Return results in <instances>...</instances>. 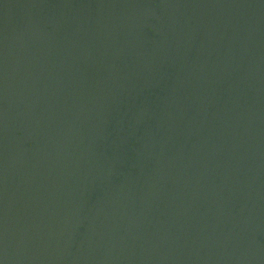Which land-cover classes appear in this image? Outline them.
Segmentation results:
<instances>
[{
    "label": "water",
    "instance_id": "obj_1",
    "mask_svg": "<svg viewBox=\"0 0 264 264\" xmlns=\"http://www.w3.org/2000/svg\"><path fill=\"white\" fill-rule=\"evenodd\" d=\"M0 264H264V0H0Z\"/></svg>",
    "mask_w": 264,
    "mask_h": 264
}]
</instances>
